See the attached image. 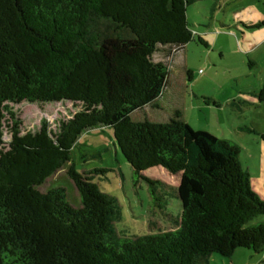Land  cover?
Instances as JSON below:
<instances>
[{
  "label": "trees",
  "instance_id": "1",
  "mask_svg": "<svg viewBox=\"0 0 264 264\" xmlns=\"http://www.w3.org/2000/svg\"><path fill=\"white\" fill-rule=\"evenodd\" d=\"M197 1L0 0V264H210L213 255L264 252V221L255 223L264 200L240 149L194 130L180 111L167 123L132 119L167 87L169 68L155 55L196 40L187 11ZM257 96L264 102V85ZM23 103L70 104L73 112L55 129L43 120L25 131L14 108ZM98 128L113 131L154 202L168 190L178 197L173 230L119 233V202L94 182L107 169H68L80 207L65 188L41 190ZM154 168L174 175L175 188L147 177Z\"/></svg>",
  "mask_w": 264,
  "mask_h": 264
},
{
  "label": "rangeland",
  "instance_id": "2",
  "mask_svg": "<svg viewBox=\"0 0 264 264\" xmlns=\"http://www.w3.org/2000/svg\"><path fill=\"white\" fill-rule=\"evenodd\" d=\"M262 15L264 0H198L191 4L187 18L197 38L189 43L187 52L180 53L184 58L187 56V63L179 58L178 47L163 49L155 55L156 61L169 68L167 88L156 102L158 106H147L135 112L132 119L167 123L174 112L180 111L194 130L208 132L238 147L245 168L264 181V141L259 133L251 132L257 127L262 131L264 127V103L258 105V91L252 92L255 87H263L264 82V26L250 28L253 18ZM199 37L206 45L199 42ZM188 70L193 81H188ZM193 93L204 94L207 103L195 100ZM210 99L219 103V107L215 108ZM14 108L25 131H36L43 120L55 129L60 120L73 112L70 104L23 103ZM4 140H10L8 133ZM71 157L41 187L43 192L65 188L69 202L80 207V195L67 174L68 169L74 167L79 173L107 169L105 174L95 175L94 182L119 202L121 220L115 224L119 233L133 237L176 227L181 213L178 197L168 190L164 200L154 202L146 181L136 182L132 166L114 144L111 129L88 131L75 145ZM146 175L166 182L169 189L177 184L176 177L161 168L150 169ZM261 220L264 221V216L255 223ZM211 264H264V253L241 250L232 258L213 255Z\"/></svg>",
  "mask_w": 264,
  "mask_h": 264
},
{
  "label": "crops",
  "instance_id": "3",
  "mask_svg": "<svg viewBox=\"0 0 264 264\" xmlns=\"http://www.w3.org/2000/svg\"><path fill=\"white\" fill-rule=\"evenodd\" d=\"M264 19V16L262 15V16H260V17H258V19H255V18H253V22H251V23H255V22H257V21H260V20H263ZM264 39V38H263ZM188 47H189V44H187V45H185V46H182L181 47V49L179 50V52L177 53V54H179V58L181 59V61H183L184 60V64H186L187 63V56L184 58V56H183V54H181V56H180V53H182L183 51H185L186 49H188ZM185 52H187V51H185ZM186 79V78H185ZM193 79H194V77H193V75H192V81H193ZM189 81V80H188ZM187 84V83H186ZM167 85H168V83H167ZM263 85H264V82H263ZM167 88V87H166ZM262 88V87H261ZM260 88V89H261ZM258 87H255V88H253V93H256L257 91L259 92V90H260ZM166 90V89H165ZM193 95L195 96V100H197V101H203L204 103H207V99L205 98V95L203 94V95H198V94H194L193 93ZM210 102H213V106L215 107V108H218L219 107V103H217L216 101H214V99H210ZM262 103H264V102H260V101H258V105H260V104H262ZM157 104V103H156ZM155 104V106L154 107H156V106H158V104L156 105ZM183 116V115H182ZM183 119H184V121H185V118L183 117ZM186 122V121H185ZM259 127H260V125H259ZM253 131H255V133L254 134H256V133H262V132H264V127H263V130L261 131L258 127H257V129H253ZM241 154V153H240ZM241 162H242V164H243V161L241 160ZM243 166H244V164H243ZM245 167V166H244ZM248 171H249V168H246ZM250 173V172H249ZM250 175H251V178L252 177H254L253 179H251V186H252V188H253V190L261 197V199H263L264 200V181H262L261 179H257V175H252L251 173H250ZM263 179H264V177H263ZM241 250H244V249H240V250H238V251H241ZM237 251V252H238ZM236 252V253H237ZM264 253V252H263ZM212 258V257H211ZM211 264V263H210Z\"/></svg>",
  "mask_w": 264,
  "mask_h": 264
}]
</instances>
